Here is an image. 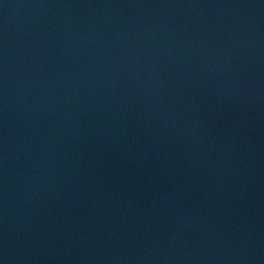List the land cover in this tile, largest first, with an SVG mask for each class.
Instances as JSON below:
<instances>
[{
  "label": "water",
  "instance_id": "1",
  "mask_svg": "<svg viewBox=\"0 0 264 264\" xmlns=\"http://www.w3.org/2000/svg\"><path fill=\"white\" fill-rule=\"evenodd\" d=\"M0 264H264V0H0Z\"/></svg>",
  "mask_w": 264,
  "mask_h": 264
}]
</instances>
